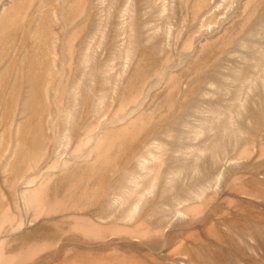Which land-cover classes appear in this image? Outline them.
Segmentation results:
<instances>
[{
  "label": "rangeland",
  "instance_id": "374dc122",
  "mask_svg": "<svg viewBox=\"0 0 264 264\" xmlns=\"http://www.w3.org/2000/svg\"><path fill=\"white\" fill-rule=\"evenodd\" d=\"M0 264H264V0H0Z\"/></svg>",
  "mask_w": 264,
  "mask_h": 264
}]
</instances>
